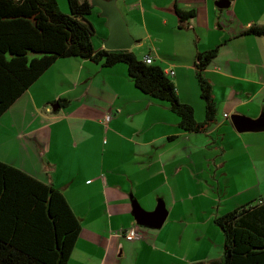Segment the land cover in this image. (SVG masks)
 <instances>
[{"label":"crops","instance_id":"crops-1","mask_svg":"<svg viewBox=\"0 0 264 264\" xmlns=\"http://www.w3.org/2000/svg\"><path fill=\"white\" fill-rule=\"evenodd\" d=\"M218 1L115 0L134 39L127 51L150 44L143 59L174 72L167 77L197 122L205 118L197 55L216 51L202 71L216 109L207 131H182L123 63L72 57L54 62L0 116V161L58 189L79 219L67 264H223L214 220L264 198V130L241 133L230 121L264 120V35L243 34L264 28V0H226L224 9ZM174 6L194 15L180 23ZM158 206L161 227H138L135 209ZM132 226L141 240L123 238Z\"/></svg>","mask_w":264,"mask_h":264},{"label":"trees","instance_id":"trees-1","mask_svg":"<svg viewBox=\"0 0 264 264\" xmlns=\"http://www.w3.org/2000/svg\"><path fill=\"white\" fill-rule=\"evenodd\" d=\"M109 1V0H108ZM62 13L56 0H0V116L57 60L89 59L106 68L126 66L142 94L165 102L179 118L182 131H207L216 109L202 71L216 51L197 55L196 79L205 105V118L181 103L173 82L157 65H146L130 51L94 48L93 27L87 20L91 0H67ZM180 23L194 13L171 9ZM244 35H264L251 27ZM67 103V102H64ZM57 106L62 107V101ZM224 235L223 264H264V198L214 220ZM79 219L65 196L50 184L0 161V264H67L80 234Z\"/></svg>","mask_w":264,"mask_h":264},{"label":"water","instance_id":"water-1","mask_svg":"<svg viewBox=\"0 0 264 264\" xmlns=\"http://www.w3.org/2000/svg\"><path fill=\"white\" fill-rule=\"evenodd\" d=\"M93 7L101 10L100 14L107 21L108 38L104 42L103 49L106 51L123 50L127 51L132 47L134 39L128 33L127 25L121 16V12L116 7L115 0H91ZM216 5L220 9L228 8V2L226 0H219ZM58 108L57 105H53V110ZM231 123L234 125L238 132H254L264 130V120L256 119L254 121L241 117V115H233L230 118ZM136 223L138 227H149L152 229H158L161 227L163 220L166 218V211L162 206H158L153 213H144L140 209H135Z\"/></svg>","mask_w":264,"mask_h":264},{"label":"rangeland","instance_id":"rangeland-1","mask_svg":"<svg viewBox=\"0 0 264 264\" xmlns=\"http://www.w3.org/2000/svg\"><path fill=\"white\" fill-rule=\"evenodd\" d=\"M94 10H95V12H93L91 15H88L87 19L93 27V35H92L91 41H92V44L94 45L93 47H95L97 49L101 45L102 46L104 45V41L108 37V30L109 29L107 28L106 19L103 16H101V14H100L101 10L99 8H96V7ZM67 13L68 12H66L65 14H67ZM120 14H121L122 18L124 19V15L122 14V12ZM124 22H125V19H124ZM125 24H126V22H125ZM127 28H128V26H127ZM139 43H141V42H139ZM149 48H150L149 43L142 44V46L137 45L136 47H133V51L135 53L134 56L136 58L140 59V61H142L143 55L148 52ZM259 201L260 200H258V201L254 200L252 202H259Z\"/></svg>","mask_w":264,"mask_h":264},{"label":"built area","instance_id":"built-area-1","mask_svg":"<svg viewBox=\"0 0 264 264\" xmlns=\"http://www.w3.org/2000/svg\"><path fill=\"white\" fill-rule=\"evenodd\" d=\"M143 62L146 64V65H152L153 64V60L150 56H146L144 57L143 59ZM163 73L165 74V76H169V75H173L174 72L173 71H163ZM225 118L228 117V115H225L224 116ZM108 116L105 117V120L108 121ZM142 233L139 231V229L135 226H132L130 228H128L126 231H125V234L123 235V238L127 241H138V240H141L142 239Z\"/></svg>","mask_w":264,"mask_h":264}]
</instances>
